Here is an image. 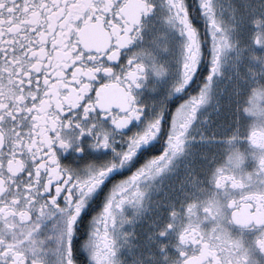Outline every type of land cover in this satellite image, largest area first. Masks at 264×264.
Instances as JSON below:
<instances>
[{
	"label": "snow or ice",
	"instance_id": "obj_1",
	"mask_svg": "<svg viewBox=\"0 0 264 264\" xmlns=\"http://www.w3.org/2000/svg\"><path fill=\"white\" fill-rule=\"evenodd\" d=\"M0 264H264V0H0Z\"/></svg>",
	"mask_w": 264,
	"mask_h": 264
}]
</instances>
